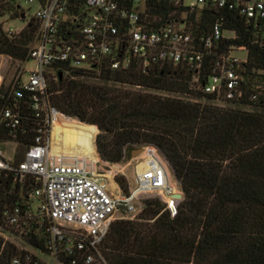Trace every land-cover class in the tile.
I'll return each mask as SVG.
<instances>
[{"label":"trees","instance_id":"obj_1","mask_svg":"<svg viewBox=\"0 0 264 264\" xmlns=\"http://www.w3.org/2000/svg\"><path fill=\"white\" fill-rule=\"evenodd\" d=\"M154 4L158 9L150 11L151 21L159 26L185 21L195 36L210 35L223 19L224 30L233 35L223 39L221 48L248 50L244 89L258 98L233 105L206 93L203 84L213 61L201 70L158 64L148 74L138 65L123 72L50 71L51 105L66 118L90 125L83 148L91 157L118 165L131 150L152 147L170 165L183 192L176 216L156 197L144 200L135 219L115 221L104 252L111 264H264V23L246 19L238 9L208 7L184 14L167 2L147 1L148 7ZM23 14L18 0H0V16L16 20ZM66 24L60 26L63 36ZM37 29L33 18L20 34H1L0 54L29 61ZM7 100L0 95V108ZM31 103L29 95L19 103L22 122L17 130L0 127L1 141L19 145L15 164L25 160L44 126ZM141 176L148 187L167 180L152 153ZM117 182L129 194L126 178ZM36 186L32 178L23 183L11 174L1 178L0 218L6 208L25 203ZM23 238L41 249L50 241L46 230L35 226Z\"/></svg>","mask_w":264,"mask_h":264},{"label":"built area","instance_id":"obj_2","mask_svg":"<svg viewBox=\"0 0 264 264\" xmlns=\"http://www.w3.org/2000/svg\"><path fill=\"white\" fill-rule=\"evenodd\" d=\"M147 1L26 0L28 5H38L33 17L38 29L29 53V58L36 62V70L27 84L22 83L8 96L1 110L0 127L15 131L21 126L17 110L26 95L31 96V107L44 126L38 128L35 144L22 163L15 164L0 154V179L11 174L16 182L32 178L37 183L25 203L2 212L0 264H111L103 247L112 224L120 219H135L144 207L142 195L157 193L173 216L178 213L180 200L175 196L182 194L181 188L170 183L165 167L168 177L165 183L160 179L161 183L148 187L138 171L140 185L127 194L114 183L118 174L111 163L99 158L92 164L66 163L62 156L52 153V131L59 118L66 116L51 105L50 71L63 67L68 72L70 67L123 72L138 65L148 74L158 64H183L201 70L208 61H213L212 74L203 84L206 93L233 105L258 98L256 94L247 95L244 89L243 66L248 62V50L221 48L226 37L223 19L215 23L210 35L195 36L187 30L185 21L164 26L151 21L150 11L158 8L155 4L148 7ZM159 1L184 14L208 7L238 9L246 19L264 23V0ZM9 18L0 16V35L20 34L25 28L16 32L5 27L4 20ZM63 24H66L64 36L60 29ZM238 51L247 52V58L235 56ZM35 200L41 203L38 213L30 205ZM32 226L49 234L50 241L44 249L23 240Z\"/></svg>","mask_w":264,"mask_h":264},{"label":"rangeland","instance_id":"obj_3","mask_svg":"<svg viewBox=\"0 0 264 264\" xmlns=\"http://www.w3.org/2000/svg\"><path fill=\"white\" fill-rule=\"evenodd\" d=\"M18 4L24 10L26 18L22 19H5V27L12 28L16 32H21L24 28H26L31 20L33 19L35 13L38 10V5H28L26 0H18ZM233 34L230 32L225 33L226 37H231ZM235 56L240 59L247 58V52L238 51L234 53ZM36 70V62L32 59L27 61L26 63L13 59L8 55L0 54V95L9 96L14 89H16L17 85L27 84L30 80L31 73ZM2 108H0L1 114ZM87 128V124L81 123L78 120L68 119L60 117L57 121L55 128L52 131V143L55 142V155L59 154L62 156V161L72 160L70 162H83L87 161L84 148L82 147V141L85 136V131L81 128ZM77 128V129H75ZM89 133V132H88ZM98 134V132H97ZM96 134V137H97ZM63 139V146L60 147L61 141ZM18 144L12 141H1L0 139V154L5 159L9 161H14L15 156L18 155ZM155 152V156L162 163V165L166 168L168 172V177L170 179V183L173 185H177L180 189L179 184L177 183L173 171L167 161L162 157V155L157 152L154 148L150 147H142L136 148L128 152L127 157L124 161L118 165H112V170L114 173L118 174L115 178V182L120 176L126 178L127 183L129 185V189L134 191L140 185L139 177L137 175L138 167L140 164L144 163L149 157L150 152ZM98 156V155H97ZM68 162V163H70ZM85 163V162H84ZM143 171V167L139 170L141 175ZM128 177V178H127ZM120 185V184H119ZM181 191V189H180ZM182 192V191H181ZM183 194V192H182ZM157 193L154 194H144L141 198H156ZM31 208L34 213H38L40 209V201L35 200L30 203ZM138 205V204H137ZM139 216V215H137ZM136 216V217H137ZM135 217V218H136ZM33 253H37L33 249H29ZM38 254V253H37ZM39 255V254H38ZM44 258V257H43Z\"/></svg>","mask_w":264,"mask_h":264},{"label":"crops","instance_id":"obj_4","mask_svg":"<svg viewBox=\"0 0 264 264\" xmlns=\"http://www.w3.org/2000/svg\"><path fill=\"white\" fill-rule=\"evenodd\" d=\"M83 127H85V128H81V130L83 129V131H85L86 130V126L84 125ZM75 129H77V128H75ZM88 130H86L85 131V136H84V139H83V141H82V147H83V142H84V140H85V138H86V136H87V134H88ZM53 146V149H54V151L56 150L55 149V142H54V144L52 145ZM63 146V139H62V141H61V145H60V147H62ZM85 151V150H84ZM150 153H152V155L154 156V157H156L155 156V153L154 152H150ZM85 155H86V159H88L86 162L87 163H90V164H92L93 162H94V158L93 157H91V155L87 152V151H85ZM99 158V157H98ZM100 159V158H99ZM8 160V159H7ZM70 161H72V160H66V161H63V162H70ZM83 162H85V161H83ZM85 162V163H86ZM141 165V164H140ZM139 165V167H138V171L141 169V166ZM128 178V177H127ZM167 180H168V177H167ZM157 183H159V182H155V183H153V184H157ZM131 191V190H130Z\"/></svg>","mask_w":264,"mask_h":264},{"label":"water","instance_id":"obj_5","mask_svg":"<svg viewBox=\"0 0 264 264\" xmlns=\"http://www.w3.org/2000/svg\"><path fill=\"white\" fill-rule=\"evenodd\" d=\"M25 18H26V15L23 14V15H22V20H24ZM175 197H176L177 199L181 200V199H183V194L176 195Z\"/></svg>","mask_w":264,"mask_h":264},{"label":"bare ground","instance_id":"obj_6","mask_svg":"<svg viewBox=\"0 0 264 264\" xmlns=\"http://www.w3.org/2000/svg\"><path fill=\"white\" fill-rule=\"evenodd\" d=\"M52 145H53V143H52ZM53 151H52V153L55 155V151H54V149H52ZM66 163H68V162H66ZM141 167H143L144 166V163H142L141 165H140ZM114 183L115 184H117L115 181H114ZM115 184H113V187L115 188ZM125 193V192H124Z\"/></svg>","mask_w":264,"mask_h":264}]
</instances>
